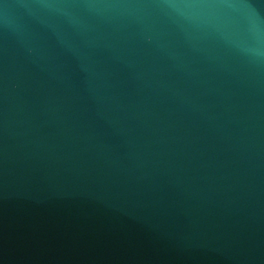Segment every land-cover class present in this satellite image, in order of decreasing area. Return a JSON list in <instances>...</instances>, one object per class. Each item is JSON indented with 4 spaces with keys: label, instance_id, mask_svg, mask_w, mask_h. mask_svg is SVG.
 Masks as SVG:
<instances>
[{
    "label": "water",
    "instance_id": "1",
    "mask_svg": "<svg viewBox=\"0 0 264 264\" xmlns=\"http://www.w3.org/2000/svg\"><path fill=\"white\" fill-rule=\"evenodd\" d=\"M0 264H264V0H0Z\"/></svg>",
    "mask_w": 264,
    "mask_h": 264
}]
</instances>
